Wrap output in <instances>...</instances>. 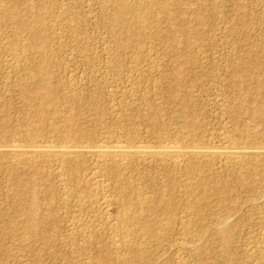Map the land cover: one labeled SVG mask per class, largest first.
<instances>
[{
    "label": "rangeland",
    "instance_id": "374dc122",
    "mask_svg": "<svg viewBox=\"0 0 264 264\" xmlns=\"http://www.w3.org/2000/svg\"><path fill=\"white\" fill-rule=\"evenodd\" d=\"M117 1L0 0L1 3L4 2L6 4L10 12L19 14L16 18H11L9 21L5 18L0 19L1 146L15 142L26 143L28 137L24 135L26 132L24 130L27 128V123L36 125L38 130V136L36 137L39 140L60 142L57 138V133L50 134L49 130L54 126L58 130H63V119L68 115H72L75 123L80 126V129L76 128L74 140H70L72 142L89 141L90 144H96L106 138L109 141H115L119 138V140L128 139L132 143L139 142L143 144L145 142L144 144L146 145H156L157 141L154 138V134H152L153 132L183 136L188 134V130L184 127L185 121H187L188 123L191 122L188 128L193 132L191 139L202 138L199 140L200 143L206 141L208 136H214L223 130L227 132L228 136H241L242 140H245V137L250 133L251 138H255L256 145L254 143L253 145H264L263 74L259 71L260 74L257 73L255 75L261 76L259 80L245 76L236 89L229 85L231 77L228 75V72H230L229 62L240 61L242 57L240 55L242 54L253 58L257 57V53L259 57L261 55L260 59L262 61L264 59V0H153L151 1V6L153 5V9L157 11L156 14L150 20L149 27L146 24L148 27L146 30L144 29L142 32L135 34L133 32L129 33V30L126 31L113 21L115 19L114 6ZM125 1L131 5L133 10L130 12L131 14H125L124 18H127L128 23L133 24L137 20L135 18L137 14L146 13V2L145 0ZM30 2L45 9V17L48 24L44 28L46 38L43 44H47L54 49L53 52L50 51L48 57L50 60L49 68L52 70V75L49 77L50 87L56 96L54 107L50 108L55 109L56 111L54 112L46 110L42 106V112H38L40 110L39 101L32 102L31 96L18 91L15 86L18 79H16L17 75L10 69V63L13 62L11 60L21 54L18 50L20 51L19 48H25V43H27V38L30 35L27 30L17 27L19 18L32 19L31 12L26 8L27 3ZM56 3L60 6L59 8L55 7L57 6ZM62 4L66 5L62 6ZM64 7L69 9V14L66 13L61 18H54L55 14L57 15L56 11L58 12L59 9ZM15 21L17 24L14 23ZM65 25L70 29H66L67 26L65 27ZM73 25L77 27H75V30L80 31L78 35L75 34ZM154 31L157 33H154ZM112 32H115L116 35ZM54 35H56L57 41H60L57 36L59 35L60 42L67 45L65 50L57 49L59 44L57 42L52 44L50 37ZM17 36L18 41L22 40L21 43H18ZM115 36L117 37L115 40H118V42H114L113 38ZM14 37L15 41H13ZM76 39H78L76 42L78 45L75 44ZM115 43L121 49L120 59L115 61L118 66H116V69L108 70L109 73L105 72V75L103 74L105 70L102 67H104L108 52L112 53L116 49ZM21 45L24 47H21ZM112 45L115 49L112 48ZM84 46L86 50L83 49ZM110 46L112 50L109 51ZM15 47L19 48L16 49ZM82 50H84L85 54H81L80 51ZM247 50L252 52L250 51L248 54ZM11 53L13 55H9ZM136 53L140 56L134 72V75L136 74L135 76H137V82L134 85L122 84L120 82L121 80L124 81V77L127 76L130 67L125 57ZM14 55L15 58L13 57ZM124 55L125 57H123ZM244 55L242 58L245 60L246 56ZM30 56L28 55L27 58L29 63L38 61L35 55L32 56L30 54ZM82 57H86L88 62L82 64ZM252 58L245 61H251L250 59ZM99 67L100 71L96 72ZM175 68H177L175 74H172ZM69 80H71L73 87L68 86L67 82L69 83ZM256 81H262V83L260 82L262 86H260V91L255 90L256 93L254 92L251 96L246 95L244 92L246 88L258 86ZM116 84L118 85L117 87ZM66 100L72 101L69 103ZM182 102H186L187 107L184 108ZM226 104H228V107ZM244 104H251V109L254 111L249 110V113H247L248 110H244ZM229 105L241 106L242 114L239 119H233L229 116L230 114H226ZM261 112L263 113L261 114ZM153 113L155 118H152ZM223 120L225 123H223ZM222 125L226 126L223 127ZM249 127L250 129H248ZM119 133L121 136L118 135ZM123 134H125V137ZM217 142V139L213 138L212 143L218 145L219 142ZM14 169L16 168L12 166L7 155L1 153L0 264L81 263L75 254L68 253L69 255H63L61 252L59 253L62 249L69 250V248H73L74 244L79 245L83 240L79 238L71 239V236L67 233L70 221L67 224L66 219L70 217L64 219L63 213L77 209L73 206V200L67 201L68 208L63 206L59 195H56L61 189L57 186L58 179H54L52 176L48 177L49 165L38 160L34 166H28L24 169L26 171L24 172L26 174V185L31 186V189L30 192H26L23 195L24 198L17 201L12 198L15 189L11 186L12 182L9 175ZM200 170L202 176L201 184L216 181L217 183L215 182L216 185L214 184V186L224 184L229 187L226 205L235 206L234 210L233 207H230L234 213L230 210L231 213L226 219L229 222L225 221L223 225L220 224V227L219 224L213 221L215 220V216L212 215L214 214L213 201L209 199L207 200L208 207L198 213L199 219H196L197 216L194 217L196 219L195 222L200 221L202 227H204L202 237L198 236L195 230L184 231L183 227L177 222L171 224L173 225V231L167 232L169 235H166L167 240L165 239L166 241L163 244L172 243L173 239L174 241L178 238L182 239V236H187L188 241L190 239V241H195L196 246L198 245L197 241H199L196 249L191 251L192 254L190 252H185V255L182 253V259L187 257V260H182V264H187L188 262V264H264V253L259 252L262 251L259 248L262 249L264 246L261 245L264 244L263 191L256 189L253 192L246 187H242L241 181L245 179L243 177H246L244 174L236 177L228 174L225 170L226 173L223 171L221 173L218 168L214 170L211 167H202ZM214 171L218 175H216V178L212 176ZM129 172L127 171L125 176L130 181L135 183L140 180L138 176H142V173ZM257 179V177L253 179L257 184H255L256 187L263 189L264 183H261L262 187H260ZM253 180L251 181L253 182ZM176 181L177 179L171 180L174 191L179 188L178 181ZM146 182L145 179L144 187L142 186L138 189L139 191H148L149 194H152L153 190H151L150 184ZM146 184H148V187ZM200 186L198 187L199 190L201 189ZM253 197L258 199L255 200ZM253 201H256V204ZM20 206L31 208V213H33L32 220L35 221V218H38L41 221L36 224L30 222L29 233L21 236H19V231L27 216L15 211ZM53 209L57 211L60 217H56L55 214L52 215ZM179 212L178 215L180 214ZM110 214H115L114 206L110 208ZM218 225L220 228H218ZM214 226L216 227L213 229ZM217 228L227 231L231 229L229 231L231 242L227 249H222L221 242L218 241L219 239L214 234ZM181 231L184 232V235H180ZM191 231L192 233H190ZM208 231L209 233H207ZM210 234L212 236H208ZM188 244L191 243L188 242ZM255 244L256 246H254ZM250 247L251 249H249ZM164 249L165 251L168 249V251L165 252ZM197 249L198 251H195ZM155 250L157 248H154V246L150 249L153 253L156 252ZM161 250L159 248L156 252L157 259L163 258L164 263L168 260L165 264H177L174 261L175 253L171 248L165 246ZM159 252L162 255L164 253L163 256H166L163 257ZM222 254L226 256L223 257ZM194 256L196 257L195 259H199L195 260ZM165 258L168 259L166 260ZM160 259L159 261L163 263V260Z\"/></svg>",
    "mask_w": 264,
    "mask_h": 264
},
{
    "label": "bare ground",
    "instance_id": "6f19581e",
    "mask_svg": "<svg viewBox=\"0 0 264 264\" xmlns=\"http://www.w3.org/2000/svg\"><path fill=\"white\" fill-rule=\"evenodd\" d=\"M151 1L153 0H145L147 6L146 13L141 15L137 14V16L135 17L137 18V20H135L133 24H130L128 23L127 18H124V15H128L133 9L131 5H129V3H127L125 0H118L114 6L115 19H112H114L113 21L118 23L126 31L129 30V33L133 32V34H135L137 32L139 33L140 31L142 32V30H146V28L149 27L150 20L153 19L154 15L157 12L155 11V9H153V5L151 6ZM65 5L62 4V6ZM57 6L55 7H60ZM26 8L31 12V17L33 16L32 19L27 20V18H19V20L16 21L18 22L17 27L23 30H27L30 35L28 36V38L26 37L28 40L27 43H25L26 45L24 49L15 47L16 49H20V51L18 50V52H20L21 54L17 52L18 54H20L19 56H17L18 58H15V55L13 56L15 59L11 60L13 62L10 63V69L17 75L16 79H18L16 80L17 83L15 86L17 87L18 91L22 94L27 93L29 96H31L32 102L37 100L39 101L40 110H38V112H42L41 106L46 110L54 112L56 110L50 108L54 107L56 96L53 92V89L50 87L49 77L50 75H52V70L49 68L50 60L48 59L50 51L53 52L54 49H52L47 44H43L46 38V35L44 34V28L47 27L48 24L45 17V9L40 6H36L32 2L27 3ZM68 10L69 9H66L65 7L61 8L58 12L56 11L57 15L55 14V17H53L61 18V16H65L66 13L69 14ZM18 15V13L10 12L4 2H0V17H2L0 19L5 18L9 21L11 18H16ZM16 21L14 22L15 24H17ZM118 24L117 26L119 27ZM146 24L148 27L146 26ZM66 26L67 25H65V27ZM75 27L76 26H74V29H72L76 32L75 34L78 35L80 31H77V29L75 30ZM68 28L69 27L67 26L66 29ZM112 33L115 34V32ZM154 33L157 32L154 31ZM54 36L50 37L52 44L57 42L59 43L58 45L56 44L58 46L57 49L59 48L61 50H65L67 48L65 46L67 45L60 42L61 39L59 38V35L57 36L58 40L60 41H57L56 35ZM116 38V36L115 38H113L114 42L116 41ZM16 39L17 41L19 40L18 36ZM16 39L14 37L13 41H15ZM21 41H18V43H21ZM77 41L78 39L75 40L76 45H78L76 43ZM116 42H118V40ZM115 44L116 49L113 48L114 46L112 45V48L115 50H113L112 53L108 52V56L105 55L107 56V58L104 61V67H102L105 70L103 74H105V72H108V70H113L114 68L116 69V66H118L116 65L115 61L120 59L119 56L121 54V49H119L117 43ZM22 45L21 47H24ZM108 48L106 49L108 50ZM112 48L110 46L109 51L112 50ZM83 49L86 50V47L84 46ZM80 52L81 54H85L84 50ZM247 52L245 51L246 54ZM30 54H32V56L35 55L38 61L35 63H29V60L27 58L28 55L30 56ZM9 55L13 54L11 53ZM243 55L244 54L240 56L243 57ZM256 55L259 59L256 56L252 58L247 55L249 58H252L250 59L251 61L247 62L245 61L248 58L246 55H244L247 57H245V60L241 57V62L230 60L231 62H229L228 65L230 67V72H228V75L231 77V80L229 82V85L231 87L236 89L243 78H245V76L253 77L259 80L261 76H255L257 75V73H259V71L263 74L262 78H264V59L262 61L260 59L261 55L260 57L257 53ZM123 57H125V55ZM8 58L10 57L8 56ZM125 59L129 62L128 64L130 67L129 71L127 72L129 75L127 74V76L124 77V81L121 80L120 83L134 85L137 82V76H135L136 74L134 75V72L136 71L135 66H137V62L140 60V56L137 55V53L130 54V56L127 55ZM26 61L28 64L26 63ZM86 62H88L87 58L82 57L81 63L85 64ZM176 69L177 68L173 70L172 74H175ZM99 71L100 67L98 68V70H96V72ZM71 80H69V83L67 82V84L68 86L73 87L72 83L70 82ZM260 82L262 83V81H256V83L258 84V86L256 85V87L246 88L244 91L246 95L251 96L255 92V90L260 91V88L262 87ZM117 86L118 85L116 84V87ZM71 101L72 100H66V102L69 103H71ZM182 106L184 108L187 107V103L182 102ZM226 106L228 107V104H226ZM230 106L231 105H229V108H227L226 114H230L229 116H231L233 119H239L242 114L241 106ZM251 106V104L243 105L244 110H248L247 113H249V110H253L251 109ZM262 113L263 112H261V114ZM152 118H155L154 113ZM63 121V130H58V128L55 126L49 130L50 134L54 132L57 133V138L60 140V142L56 143L49 140H39L38 137H36L38 136L36 125L27 123V128L24 130L26 131L24 135L28 137V141L25 140L26 143L15 142L9 145H0V155L1 153L7 155L12 166L16 168L11 174H9L10 180L12 182L11 186L15 189L12 198H14L13 200L16 201L18 199L24 198L23 195L26 192H30L31 189V186L26 185V174L24 173L26 171L24 169L28 166H34L35 162H37L38 160L49 165V175H46H48V177L52 176L54 179H58L57 186L61 188L59 189L60 192L56 195H59L60 201L62 202L63 206H67V201L73 200V206L77 209L75 211L63 213V216L65 217L64 219H66V217H70L69 219H66L67 224L68 221H70L68 224V232L67 230L66 232L69 233L68 235L71 236V239L79 238L83 240L82 243L80 242L81 244H77L78 246L74 244L73 248H69V250L62 249L59 251V253L61 252V254L63 255H69L68 253L77 255L79 261L81 262L79 264H160L162 262L159 261V257V259H157L156 252L157 250H159V248L161 250V248L165 246L167 248H171V250H173V252L175 253L174 261L177 264H182V260L187 258L186 257L182 259V253H184L185 255V252L191 253V251H194V249H196V247L199 245V241H197L198 237L194 233V235L197 237L196 238L194 236L196 238L195 240L198 243V245L196 246V242L190 241L191 239L188 241L187 236H182V238L180 235H184V232L181 231V234L179 236L182 239L178 238L175 241L173 239L172 243L167 242L164 245L163 242L167 240L166 235H169L167 234V232L173 231V225L171 224L178 222V224L183 227L180 228H182L184 231L195 230L196 234L202 237L201 235H203L202 233L204 232V227H202L200 221L195 222V220L199 219L198 213L203 211L205 207H208L207 200L210 199L213 201L214 214L212 215L215 216V220L213 221L219 225H223L225 221H228L226 219L231 213L230 210H232L230 207H233L231 205H226L228 199V186L224 184L220 186H214V184L216 185L217 183L216 181V183L211 181L209 183L201 184L200 180H202V176L200 173V168L202 167H211L214 170L218 168V170H221V173L226 171L228 174H232V176L236 177L244 174L246 177L242 176L243 178H245L241 181L242 187H246L253 192L256 189H259L264 193V186L263 189L257 188V184L253 180L257 177L258 184L260 187H262L261 183H264V145L255 146V138H251L249 132L248 136L245 137V140H242L241 136L233 135L231 137V135H227L226 131L222 130L220 132L218 131L219 133L215 134L214 136H208L206 141L200 143L199 140H201L202 138L191 139V137L193 136V132L188 129L191 125V122H189V124L187 121H185L184 127L188 130V134L180 136L177 134L173 135L155 131L152 134H154V138L157 141L156 145H146L144 144L145 142L143 144L139 142L132 143L128 141V139L119 140V138L115 141H109V139L106 138L105 140H100L96 144H90L89 141H70L74 140V133L76 131V128L80 129V126L75 123L72 115H68L63 119ZM223 123H225V121ZM226 125L222 126L224 127ZM249 126L251 127V125ZM250 127L248 129H250ZM118 135H120V133ZM124 135L125 134H123V136ZM213 138L217 139V141L219 142L218 145H214L212 143ZM253 143L255 145H253ZM127 171L136 173L138 172L137 174L142 173V176L139 175L138 177L140 180H138V182L136 181L137 183H133L132 181H130V179L126 178L125 173ZM215 172L216 171H214V174H212L214 178H216L217 175L215 174ZM145 179L147 181L146 183L150 184L149 186L150 188H152L151 190H153L152 192L150 191L152 194H149L148 191H139L142 186L144 187L143 183H145ZM173 179H177L178 181L179 188L177 187V191H174L173 185H171V180ZM251 180H253V182ZM148 184H146L147 187ZM199 186L201 187L200 190L198 189ZM253 199L255 198L253 197ZM251 202L249 204H251ZM253 202H255L256 204V201ZM113 206L115 208L114 215L110 214V208ZM234 207L233 210L236 208ZM180 209L181 211L179 212ZM15 211L23 213L27 216L25 218L26 220L20 228L19 236L29 233V228L31 225L30 222H33L35 224L41 222L40 219L38 220V218H35V221L32 220V210L27 206H20ZM178 212L180 213V216L178 215ZM54 214L56 217H60L57 211L53 209L52 215ZM196 216L197 218L194 219V217ZM219 225L218 228L221 227V225L220 227ZM215 227L216 226H214L213 229ZM178 228L176 229L177 233ZM218 228L217 230L215 229L216 231L214 230L216 232H214V234H216L217 238L219 239L218 241L221 242L220 245H222V249H227L231 242L229 236V231H231V229H228L229 231H227L220 230ZM209 231L211 232V230ZM209 231L207 233H209ZM190 233H192V231ZM211 234L208 236H212ZM200 237L199 239H201ZM213 239L217 240L215 238ZM188 242L191 244H188ZM152 245L154 246V248H157V250H155L156 254L150 251L151 247H153ZM261 245L263 246L264 244ZM254 246H256V244ZM222 249L220 250L222 251ZM249 249H251V247ZM259 250V252L264 253V246L262 249L259 248ZM167 251L168 249H166L165 252ZM195 251H198V249ZM159 253L160 255H162L161 252ZM60 256L62 257V255ZM195 258L196 257L194 256V259ZM165 259L167 260L168 258ZM160 260H163V258ZM166 262H168V260L165 261V263ZM57 264L67 263L58 262Z\"/></svg>",
    "mask_w": 264,
    "mask_h": 264
}]
</instances>
